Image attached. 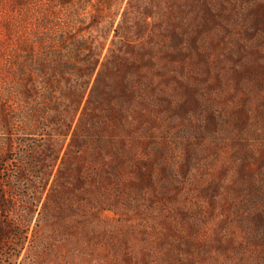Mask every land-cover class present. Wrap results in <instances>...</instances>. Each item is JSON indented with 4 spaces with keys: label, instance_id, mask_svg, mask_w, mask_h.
Here are the masks:
<instances>
[{
    "label": "rangeland",
    "instance_id": "obj_1",
    "mask_svg": "<svg viewBox=\"0 0 264 264\" xmlns=\"http://www.w3.org/2000/svg\"><path fill=\"white\" fill-rule=\"evenodd\" d=\"M105 2L0 0V264H264V189L249 187L264 182V0H132L115 45L164 46L153 81L171 107L147 126L154 144L121 188L38 213L18 173L47 131L15 92L39 81L25 50L61 46ZM145 17L139 37L129 28Z\"/></svg>",
    "mask_w": 264,
    "mask_h": 264
},
{
    "label": "trees",
    "instance_id": "obj_2",
    "mask_svg": "<svg viewBox=\"0 0 264 264\" xmlns=\"http://www.w3.org/2000/svg\"><path fill=\"white\" fill-rule=\"evenodd\" d=\"M114 1L108 0L101 9L96 6L85 23L79 19L81 28L69 40L63 32L58 36L62 45L41 52L42 57L33 49L25 50L29 71L39 81L28 76L15 92L23 103L33 106L32 116L38 124L45 122L47 131L41 145H26L24 167L18 173L21 180L30 175L25 184L37 189L38 213L50 211L57 216L64 205L71 211L74 201L81 204L83 197L103 184L121 188L118 182H124L122 177L154 144L150 125L159 120L162 109L171 107L161 85L153 81L168 57L164 46H139L129 38L115 45L118 30L127 25L132 0L116 10ZM149 24L146 17L141 22L138 18L137 26L129 29L140 37ZM239 74L234 72V76ZM215 84L212 90L219 87ZM11 113L12 119L19 117L17 110ZM252 181L249 187L258 195L264 182ZM130 184L137 185L135 181ZM9 188L16 190L13 184ZM12 236L16 234L11 231L3 235L6 240Z\"/></svg>",
    "mask_w": 264,
    "mask_h": 264
}]
</instances>
